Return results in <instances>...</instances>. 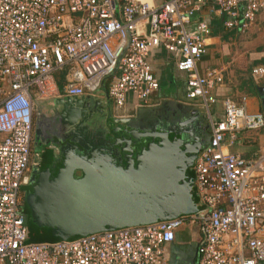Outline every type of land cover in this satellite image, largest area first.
I'll return each mask as SVG.
<instances>
[{
  "label": "built area",
  "instance_id": "2783aa9c",
  "mask_svg": "<svg viewBox=\"0 0 264 264\" xmlns=\"http://www.w3.org/2000/svg\"><path fill=\"white\" fill-rule=\"evenodd\" d=\"M207 3L225 28L246 29L264 9V0H0V264H169L165 245L184 225L200 232L196 264H264V155L229 150L241 131L263 128L264 115L249 112L244 99L223 98L213 118L222 71H197L210 28L203 21L187 28ZM161 51L186 74V98L206 114L209 139L190 168L198 211L68 241H26L20 194L34 107L64 94L95 95L104 82L114 108L128 95L144 105L158 90L150 58ZM249 70L264 77V64Z\"/></svg>",
  "mask_w": 264,
  "mask_h": 264
},
{
  "label": "water",
  "instance_id": "95a60500",
  "mask_svg": "<svg viewBox=\"0 0 264 264\" xmlns=\"http://www.w3.org/2000/svg\"><path fill=\"white\" fill-rule=\"evenodd\" d=\"M54 101L62 107V116L69 112V97ZM73 101L79 108L84 102V111L86 100ZM155 111L142 113L150 117ZM170 112L159 125L146 126L140 113L123 120L111 109L112 119L101 128L102 136L85 138L75 135L83 123L70 122L71 143L60 148L54 176L36 180L26 196L22 211L28 232L32 228L34 235L49 233L39 241H68L196 213L189 170L205 145L199 130L204 128L198 110L188 115L186 106L177 104Z\"/></svg>",
  "mask_w": 264,
  "mask_h": 264
},
{
  "label": "crops",
  "instance_id": "0c3cea01",
  "mask_svg": "<svg viewBox=\"0 0 264 264\" xmlns=\"http://www.w3.org/2000/svg\"><path fill=\"white\" fill-rule=\"evenodd\" d=\"M146 1L151 4H158L163 0ZM193 16L187 26L189 30H194L199 21L205 22L210 28V35L206 39V52L197 63V71L202 74L207 68L215 67L221 69L223 74L222 83L212 89L216 98V102L211 106L213 118L219 119L221 117V100L223 98H229L236 102L244 99L249 112L262 113L264 77L254 78L249 69L264 64V9L256 14L254 22L246 29L240 27L225 28L223 17L211 3H207L199 13ZM150 64L152 73L158 81L157 92L144 105H139L132 95H128L123 108L116 109L111 105L114 117L125 119L136 113L144 115L142 112L145 113L149 108H158L163 105L175 110L177 104H183L186 106L188 115L190 112L198 110L201 125L204 128L199 130L206 136V144L209 139L206 114L196 99L186 98V89L184 90L186 74L176 69L173 57L165 51L152 55ZM105 95L106 87L105 92L100 93V97H105ZM168 110L163 112L157 110L150 116L148 122H162V116L165 117L169 113ZM239 134L236 143L229 149L230 152L251 159L260 158L264 155V134H259L256 141L249 140L246 136ZM199 236V229L195 225L179 227L175 231L174 240L165 245L168 263L196 264Z\"/></svg>",
  "mask_w": 264,
  "mask_h": 264
},
{
  "label": "flooded vegetation",
  "instance_id": "af4514ba",
  "mask_svg": "<svg viewBox=\"0 0 264 264\" xmlns=\"http://www.w3.org/2000/svg\"><path fill=\"white\" fill-rule=\"evenodd\" d=\"M87 96L92 97V99H85ZM67 97L72 101L71 107L68 106L70 110L63 116L62 107L57 105L53 99L41 102L34 107L30 130L31 162L29 164L27 184L24 185L20 194V203L23 209L25 208L26 196L30 192V186L33 185L36 180L44 176H48V178L54 176L55 168L58 166L60 158V148L71 143L69 134L74 125L71 126L69 123L73 121H75V124L79 122L83 123L82 126L75 129V135L78 138H85L94 134L102 136L101 128L112 119L109 117L112 103L107 95H105V97H100V92H98L95 95L85 94L80 97ZM76 99L86 100L84 111L82 109L84 102L82 103V107L79 108L76 101H73ZM167 109H169V112L172 110V108H168L167 105L157 108L158 111L162 112ZM168 115L169 113H167L165 117H162L166 118ZM143 118L144 123L150 125V122H148L150 117L144 116ZM173 119L174 117H171V121H173ZM154 123L159 125L161 122ZM117 124L118 123L112 124V126L117 127ZM84 125L92 126L93 128H91L92 130L89 128L86 129L87 126L85 127ZM99 130L101 132H99ZM202 142H206V136H204Z\"/></svg>",
  "mask_w": 264,
  "mask_h": 264
},
{
  "label": "rangeland",
  "instance_id": "374dc122",
  "mask_svg": "<svg viewBox=\"0 0 264 264\" xmlns=\"http://www.w3.org/2000/svg\"><path fill=\"white\" fill-rule=\"evenodd\" d=\"M105 87H106V84L104 82L102 87L100 88L99 92L100 93L105 92ZM123 120H126V118L123 119ZM259 134L260 135L264 134V128L257 129V130H245V131H242L239 135L246 136L247 139L256 141L257 140V136ZM189 171H191V170H189Z\"/></svg>",
  "mask_w": 264,
  "mask_h": 264
},
{
  "label": "trees",
  "instance_id": "16d2710c",
  "mask_svg": "<svg viewBox=\"0 0 264 264\" xmlns=\"http://www.w3.org/2000/svg\"><path fill=\"white\" fill-rule=\"evenodd\" d=\"M106 84H107V82H106ZM189 175L190 176H193V174H192V172L191 171H189ZM192 195H193V198L194 199H196L195 198V195H194V192L192 191ZM30 230H31V232H32V228H30ZM30 231L28 232V237H27V240L26 241H39V240H42V239H44V238H47L48 237V234L49 233H42L41 231H38L37 233V235H34L33 234V232L31 233Z\"/></svg>",
  "mask_w": 264,
  "mask_h": 264
}]
</instances>
